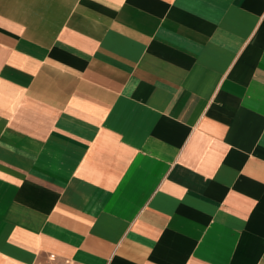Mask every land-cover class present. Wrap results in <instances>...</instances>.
<instances>
[{
  "label": "crops",
  "instance_id": "obj_1",
  "mask_svg": "<svg viewBox=\"0 0 264 264\" xmlns=\"http://www.w3.org/2000/svg\"><path fill=\"white\" fill-rule=\"evenodd\" d=\"M0 264H264V0H0Z\"/></svg>",
  "mask_w": 264,
  "mask_h": 264
}]
</instances>
